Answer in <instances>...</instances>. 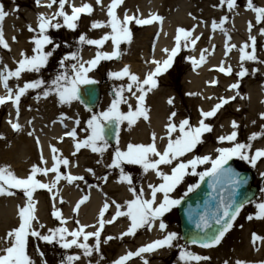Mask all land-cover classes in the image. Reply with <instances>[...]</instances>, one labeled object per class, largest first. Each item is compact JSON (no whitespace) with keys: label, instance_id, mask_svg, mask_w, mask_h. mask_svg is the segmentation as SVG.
Here are the masks:
<instances>
[{"label":"snow or ice","instance_id":"snow-or-ice-1","mask_svg":"<svg viewBox=\"0 0 264 264\" xmlns=\"http://www.w3.org/2000/svg\"><path fill=\"white\" fill-rule=\"evenodd\" d=\"M123 0H111L106 6L107 20H92L89 30L110 29L105 31L99 38H89L86 33H80L75 43L77 45L95 46L97 49L93 58L82 60L79 54V48L70 51L59 59L57 70L48 79L42 76V70L45 69L51 57H53L56 49L60 47L55 44L52 38L48 35L50 29L58 30L66 28L75 31L78 28V21H80L82 14L91 16L93 13V6L90 3L82 2L79 6L71 3L70 0H48L46 4H41V0H35L37 7H46L52 9L54 4L58 3L56 10L52 14L39 13L37 16L36 26H27V31L33 33L30 43L33 45L31 54L24 51L20 52V58L14 61L15 67L9 68L4 65L0 68V85H3L7 95L0 96V105H4L7 101H11L16 109V122L9 120V124L13 131H21L22 126L19 123L20 102L21 98L30 90L35 93L34 98L39 102L40 99L54 98L56 104L63 108L64 106H71L74 102L84 105L85 111L90 115L83 121V127H80L82 121L79 117L74 119V127L64 132V136L70 138L74 151L71 153L73 157L76 156L82 149H88L94 154L103 157L105 152L110 147L109 138L113 137L116 141L115 150L111 153V162L106 164L108 169H119L118 183L127 184L128 191L132 193L133 199L126 201V211L122 210V205L115 200L111 201V205L115 206L114 214L110 219L105 218L106 212L110 208L109 202H105L103 207L99 210V218L97 225L81 224L78 219L74 220L75 227L71 230L66 226L68 221L63 217L61 211L55 209L53 204V211L51 215L60 222V226L45 229V225L40 223L34 214L33 193L38 189L47 190L52 193L56 188L57 182L63 180L69 185L77 182H83L88 188L99 187L98 184L89 183L84 175H73L70 172H63L64 169L76 166L71 164L69 158L62 154L57 155L58 149L50 145L52 155L51 167H40L36 164L31 166L30 174L26 178H18L8 167H0V196H13L15 192L12 189H17L22 192L26 198L24 205L18 206V226L12 228L6 233V237L0 239V264H35V262L27 254V245L29 238H33L39 242L47 245H58L60 249L70 250L77 249L78 253L63 255L59 264H78L81 259L92 264L90 258L95 254L99 259L96 264H100L103 260L101 254V244H107L113 239H123L126 236H134L136 232L147 227L151 231L154 227L158 228L161 233L160 238H157L143 246L137 248L135 251H127L118 258L111 261V264H128L134 257H139L142 264H149L148 260L143 259V254L152 253L158 249L176 247L179 250V261L181 264H201L203 261H208L210 258L206 255L196 254L190 251L188 244L198 245L202 249L214 248L219 245L227 233L234 227L241 210L246 204L252 203L247 197L244 199H237L238 190L245 184L247 179L240 176L228 166L229 161L233 158H238L255 167L258 161L264 160V147L254 148V142L264 138V123L261 124V131H254L247 137V142H238V124L236 121L231 122L232 131L226 135H219L217 137L218 146L214 150V157L212 155L204 154L198 155L194 151L199 144L203 142V136L206 133H211L213 128L210 123L206 121L215 117L218 111L230 100L235 97H219L218 102L213 105L210 110L199 111V120L197 125H192L188 118L179 121L178 125L173 122L176 117L175 111L171 112L168 117V124L166 125L167 144L162 151L158 150L155 143V133L152 134V143L132 144L127 145L126 150H121L119 146V132L121 124L127 122L132 125L133 122L145 115L146 108L144 102L146 95L152 89L158 87L157 77L167 72L173 64L174 58L181 50V41L183 40V47L196 46L200 40V36H194L195 26L191 30H185L180 27L176 30L175 41L176 45L169 49H163L165 58L161 60L152 59L149 61L153 68L145 74L141 79L138 75L130 71L128 65H124L119 71H109L107 73L109 80L124 81L112 87V99L106 109L94 112L90 105V100L93 95L92 91L84 86H90L98 83L97 80L91 78L89 73L93 71L100 64L101 61H111L118 58L121 53L118 51L122 42H128L131 38L130 24L134 23L137 26L150 25L153 22H159L162 17L152 14L150 18H140L124 13L121 19L117 13V9L122 4ZM15 3V0H13ZM96 5H101V0H95ZM70 8V14L66 9ZM102 6V5H101ZM226 6L231 12L237 8L236 0H219V5L215 7ZM103 7V6H102ZM18 6L12 9L17 12ZM246 10H250L255 14V23L257 25L264 24V7H258L253 3V0H247ZM9 15L5 11L3 5H0V48L10 51V46L6 41L3 33L2 22ZM195 19V17H193ZM228 17L222 15L219 23L213 20L211 29L213 31L220 29L225 36V56L228 52L235 48L236 45H230V36L228 31L223 28ZM204 23V21H201ZM253 24L248 23V41L242 44L239 51V60L241 61L240 71L236 73L238 82L229 85V90L239 88V79L247 75V69L244 68L243 62L251 61L255 63L264 64V60H258L256 55V36L252 35ZM259 35L264 36V27H260ZM211 39V37H209ZM13 42H16V37H12ZM111 41L112 51H100L106 42ZM51 45L50 50H46V46ZM65 47H69L65 43ZM214 47V46H213ZM251 51H247V49ZM207 49H202L199 60L195 57H188L187 59L193 66H197L205 61V53ZM216 71L223 73L225 76L232 75L231 66H224L221 61L220 66ZM258 69L253 68L255 73ZM25 74H37L36 78L24 80L22 86L16 85L15 89L9 87V81L15 79L20 81L24 79ZM215 85L217 81L213 79L209 82ZM130 93L135 98V108L129 103V97L125 93ZM193 95V94H189ZM210 99V97H209ZM168 103L171 105L173 100L170 98ZM127 104L128 111H121V105ZM62 120L69 119L64 113H61ZM259 119L264 121V112L259 114ZM32 121H28L31 125ZM55 123V121H53ZM255 124V121H253ZM67 128V125H65ZM78 132L84 134L80 138ZM174 133H178L175 137ZM29 136L34 135L33 131H28ZM0 139H3L0 136ZM163 139V137L161 138ZM63 140V137L60 138ZM39 146V138L36 139ZM48 161L44 159L41 154L40 164L47 165ZM97 164L102 163V160H97ZM139 165L148 172L151 170L160 181L159 183H149L147 190L144 187L138 190L133 186L132 177L125 172L122 165ZM210 165V166H209ZM163 166V167H162ZM205 166L204 170L200 171L198 168ZM167 168L168 171H165ZM85 171L91 174L98 182L106 183L109 179L108 175L97 176L93 168L88 167ZM49 173L54 174V179L51 183H44L37 179V175L47 176ZM264 177V172L260 173ZM186 176L198 177L203 181L206 177L209 178V187L213 192H218V198H214V203L209 205L206 203L204 211L197 214L194 220L196 236L187 237V243L180 245L177 243L181 239L175 231H169L168 225L164 221L165 214L170 212L173 208L181 204L184 196L192 193L199 187V182L188 184L186 191L179 198H175V193L183 182ZM264 192V189L261 190ZM58 193L52 195L53 201L56 200ZM147 197V198H145ZM88 200V196H83L73 207L72 212L77 213L80 206ZM60 198V203H63ZM258 212L256 219L264 220V202L256 204ZM191 217V213H189ZM120 217H127L128 224L125 231L120 232L118 237L111 235L102 238V232L106 224H113ZM248 220H252L253 216H248ZM34 222L36 227H34ZM93 228V231H88V228ZM242 227V226H241ZM94 241L93 243H90ZM251 240L253 245L259 240H264V236H258L252 233ZM37 252L42 258V264H47L43 259V253L37 247ZM224 264H229L224 261ZM235 264H245L242 260H236ZM264 264V262H261Z\"/></svg>","mask_w":264,"mask_h":264},{"label":"bare ground","instance_id":"bare-ground-1","mask_svg":"<svg viewBox=\"0 0 264 264\" xmlns=\"http://www.w3.org/2000/svg\"><path fill=\"white\" fill-rule=\"evenodd\" d=\"M0 1L4 3L3 0ZM47 1L48 0H41V4H46ZM257 1L260 2V4L264 2V0ZM17 2L19 3L20 1L18 0ZM26 2L27 0H21L20 3L25 4ZM70 2L75 4L76 6H79L82 2L92 4V17L86 15L85 17H91L92 20H100L106 22V6L111 2V0H101V5L103 7L101 5H96L95 0H70ZM218 2L219 0H123L122 4L117 9V13L121 19L123 18L124 13L127 12V14L129 15L139 16L140 18L145 19L150 18L152 14H155L162 17V20L159 22H153L152 24L145 26H137L134 23L130 24L129 27L131 29V32L132 30H137L138 32H135L134 34L132 32L130 40L128 42H123L125 45L124 51L126 55H120L118 58H116V60L111 61L109 64L110 71H119L124 65H128L130 67V71L138 75L142 79L145 74H147L153 68V65L149 63V61H151L152 59H163L165 57V54L162 50H170L176 45V30L180 27H183L185 30H191L193 29V26H195L193 35L200 36V40L197 42L196 46H189L190 52L188 53V57H195L197 60H199L201 50L207 49V52L205 53V61L198 64L197 66H193L191 62L186 59V65H184H188L187 67L190 69H188L182 77L183 89L180 96H178V92L174 93L177 90L170 91L169 89H166L164 87L159 88V86L147 93L144 102V107L146 108L145 115L147 116V119L139 117L133 122L132 125H125V131L120 135L121 138L119 140V146L121 150H126L129 143L145 145L152 143V134L155 133V143L158 150L162 151L167 144L166 125L168 124V117L170 116L171 112L175 111L177 113L176 117L173 118V122L178 125L180 120L186 118L188 107V109L191 110L192 114V119H189V121L192 125L195 126L198 124L199 111L201 109L205 111L210 110V108L218 102V97L216 96L218 91H226L227 93L225 92L223 96L225 98L235 97V99L232 100H236L240 104L233 105L232 108H236L237 111L242 115L239 119L236 118L235 115L233 116L234 118L230 117L224 119V105L221 108L222 110L220 109L218 111L216 120L212 121L214 118L213 117L210 120L206 121L211 122L210 124L213 128L212 132L214 134V138L211 137L212 140H214L213 143L217 142V137L219 135H226L232 131V121H236V123L238 124L239 127L237 131L240 130V126H244L243 128L245 130V142H247V137L252 132L261 131L260 126L262 123H264V121H261L259 119V114L264 112V64L251 61L243 62L244 68L247 69L248 78L244 82L243 80H239L238 89L229 90V85H231L230 82L233 81L232 78L234 73L240 71L239 66L241 64V61L239 60V52L234 48L228 52L227 56H225L224 33L220 29H217L215 31L211 29L212 21L216 20V22L219 23V19L222 15H224V12H226L229 19H227V23L223 25V28L228 31V35L230 36L229 44L231 41L237 46V48H239L246 41V37L249 36L248 23L249 21L253 22V17L251 12L249 10H246L245 8H236L233 11L229 12L227 7L225 6L215 7L216 5H219ZM35 6L37 9V13L32 15L33 17L31 16V14L26 12V9L22 7L21 10H18L17 12H13L12 8L10 9V11L13 14H9L8 16H6V18L2 22L4 37L10 46L11 56H9L10 59H7L6 56L1 55L3 56V58H0V68H2L4 65H8L9 68H14V61L20 58L21 51H24L29 55L31 54V48L33 47V45L30 43V40L33 36V33H31L32 36L24 37V35L28 33H22L23 29L27 30L28 25H34L35 23H37V16L39 13L50 15L52 14L53 10H56L55 4L53 5L52 9H48L46 7H37L36 4ZM22 9L23 12H26V19L24 20L23 28L21 27L20 29V23H17L16 20V24L14 26H12V23L14 22V18L22 15L20 12L22 11ZM193 17H195V19H193ZM201 21H204V23H201ZM88 26L90 28V23L88 24ZM89 28L87 31H91V34L93 33L97 38H99L105 31H110V29L89 30ZM258 31L259 29H252V33L256 35L259 40L264 41V36H260ZM14 35L16 37V42H13L12 40V37H14ZM209 37H211V39H209ZM183 43L184 42L182 40L181 48L183 47ZM79 47H85L80 54L82 60L85 61L93 58L97 51L95 46H77V48ZM100 51L111 52V41L106 42L105 45L102 46ZM256 55L258 57V60H264V49H258ZM221 61L224 62L225 67L231 66V76H225L223 73L216 71V69L221 64ZM253 68L258 69V71L253 73ZM171 69L172 66L167 72H165V74H167ZM158 79L159 78L157 77V80ZM213 79L217 81L215 85L209 83ZM120 83H126V78L124 81H118L117 85ZM243 83L245 91H240V85H242ZM2 87L3 85H0V93L4 91ZM31 93L32 91L30 90L23 96V99L28 97V95H30ZM190 93L193 95H189ZM125 95L129 97V103L133 105L134 110L135 98L127 92ZM34 96L35 94L27 103V107L24 106V103L20 104L21 115H19V123L22 126L23 130L14 131V133L12 130L9 131L10 136H13V134L15 135V133L16 136H13V139L9 142V144L5 146L7 152H10V154L7 153L5 155V148L4 152L0 148V167H8L18 178H26V176L30 174L32 165H41H39L41 154L43 155L44 159L48 161L47 165L42 164V166L47 167L49 165L48 149L50 148V145H55L59 150V154H67L68 158L71 160V164L76 165L68 168V172L75 175H84L86 180L91 184L99 183V187L96 188H88L83 182H77L72 185H69L67 182L58 184V187L56 188L58 195L55 201H53L52 199V195L56 193L54 189L52 193L46 191V199L43 197L44 191L40 192L39 190H37V194L33 196L36 200L37 205L35 216L38 217L40 223L45 225V229H43L42 231L46 232L48 228L55 227V225H53L52 223L53 219L49 216V207H53V204H55V207L57 206V208L61 211L63 217L68 221L66 226L69 228V230L73 229L75 219H78L81 224L97 225L99 210L101 207H103V204L106 201L110 204V208L107 211H110V213L107 214L106 212V219H110L111 215H113L115 211V206L111 205L112 200H115L117 203L121 204L123 206L122 210L126 211V201H129L134 197L132 193L128 191L127 184L117 182L119 177V169H115L111 172V169L105 167L106 164L111 162V153L114 150L108 149L103 157H101L98 154L92 153L88 149H82L79 153L76 154L75 157H73L71 153L74 151V148L70 138H63L62 141L60 140V138L67 128L71 129L75 126L74 119L81 114L78 115V110L75 112H68L69 119L62 120L61 113H63V108L59 107L56 104L54 98L50 97L47 100L40 99L39 102H37ZM170 98L172 100L173 98L176 99L173 100V103L171 105L168 103ZM103 100L102 102H100V106L102 108H107L109 98L105 97V99ZM184 103H187V107L184 106ZM122 105L125 108V112H127L128 105ZM0 109L6 110V114L2 122L3 127L6 126V128H10L8 120L10 119L13 121L14 118L16 120L15 107L10 106L9 104H5L0 106ZM219 118L221 120L219 124H217ZM28 121H32L31 125L28 124ZM53 121H55V123H53ZM253 121H255V124H253ZM65 125H67V128L65 127ZM33 130L34 135L29 136L27 134L28 131ZM206 134H204L202 138L203 140L207 139ZM239 134L237 137L238 139L240 137ZM78 135L80 136V138H83L84 136L83 133H78ZM176 135H178V133L173 134L174 137ZM162 137L163 139H161ZM37 138H39V146L36 143ZM261 147H264V138L254 142L253 151L255 150V148ZM97 160H102V163L97 164ZM263 162L264 160H262L261 163L263 164ZM262 164H259L258 166H260L261 168ZM88 167L93 168L97 176H102L107 171V175L109 177L108 181L106 183H104L103 181L98 182L91 174L85 171V169ZM164 170L168 171L167 168H164ZM50 174L51 173H49L47 176H41L38 174L36 178L38 179V177L41 176L40 181H48V179L51 178L50 176L52 175ZM155 179L156 176L154 172H152L151 170L145 172L144 179L140 183L139 188L144 187L145 190H147V185L149 183L159 182V180ZM133 186L135 188L137 187L136 189L138 190V186L134 184ZM83 193H86V195L88 196V200L80 206L75 215L72 212V209L81 199V197L84 196ZM60 198L63 199V203H60V201H58ZM23 202L24 201L22 198L15 195L0 196V239L5 238L6 233L12 229L11 224L13 220L11 219L14 216H17L14 224L17 222L19 210L18 206L22 207L24 205ZM168 213H166L165 215H167ZM166 220L165 223L167 224L168 220L167 222ZM128 223L129 222L127 220V217H120L113 224H106L102 232V238L105 236L106 232H109L111 236L118 237L120 232L126 230ZM248 226L249 225L244 223V225H242L240 229L235 231L234 225L233 229L225 236L227 237L228 234H232L231 240H233L230 241L229 238L225 241V238L215 248L202 249L196 247L195 245H192L190 249L201 255L205 253H207L208 255L210 254V259L208 260V262L203 261L201 262V264H217V262L221 263L224 261H228L229 264H235L236 260H246L245 263L247 264L249 258H259V256H262L264 254V240H259V242L257 241L256 244L253 245L251 240L252 232H247ZM92 229L93 228L90 227L87 230L92 231ZM260 230L259 236H264V227ZM253 233L255 232L253 231ZM141 234L142 235L140 236H126L123 239H113L107 244L102 243L101 253H108V256H110L111 264L112 260L118 258L120 255L125 254L127 251H135L137 248L141 247L143 243L152 241L157 237L160 238L161 236V233L155 227L151 231L145 229ZM132 237L136 239L135 241L138 246L141 244L139 247H133L129 244H122V242L124 241L133 240L134 238ZM93 242L94 241L90 240V243ZM35 245L36 247L40 246L44 252H47L49 254L53 252L52 248L56 247L54 245H47L45 243H42L41 245L37 243ZM78 252L79 250L75 249V253ZM114 252L115 254L114 256H112V253ZM165 252V248L158 249L152 253L143 254V258H147L149 256L153 257ZM212 253H217L218 256L212 255ZM105 258L106 256L104 255L103 260ZM90 259L92 261V264H96L95 261L99 259V257L94 254ZM166 259L167 258H165V260ZM78 264H88V261L82 258L81 261L78 262ZM100 264L104 263L100 262ZM128 264H142V261L131 260L128 262ZM172 264H181V262L177 257L172 262Z\"/></svg>","mask_w":264,"mask_h":264},{"label":"rangeland","instance_id":"rangeland-1","mask_svg":"<svg viewBox=\"0 0 264 264\" xmlns=\"http://www.w3.org/2000/svg\"><path fill=\"white\" fill-rule=\"evenodd\" d=\"M3 1H4V3L2 1H0V4L3 5L5 11L9 12V14H13L10 11V9H12V8H14L16 6H18V9L19 10H21V7L24 8V9H26V12H28L29 14H31V16L37 13V9H36V6H35V4H36L35 3V0H27V2L25 4L20 3L21 0H19L20 1L19 3L17 2L18 0H15V3H13V0H3ZM22 1H26V0H22ZM236 3L238 5V7H241V8L245 5L242 2V0H236ZM218 4H219V2H218ZM55 5L57 7L58 6V3L55 4ZM66 9H67V11L70 14V8H67V5H66ZM54 11L55 10H53L52 13ZM20 12H21L22 15L18 14L20 16L14 18V22L12 23V26H14L16 24V22H15V20H16L17 23H20L21 24V25H19V27L21 29V27L23 28V23H24V20L26 19V17H25L26 16V14H25L26 12H23V9ZM224 15H227L226 12H224ZM91 17L88 18V17H85V15L82 14L80 21H78V28L75 31L68 30L66 28H60L58 30H55V29H50L49 30L48 35L52 38V40L54 41V43L55 44H59L60 47L56 49V52L54 53L53 57L50 58L47 67L42 70V76H43L44 79H48V78H50L52 76V74H54V72L57 70L58 61H59L60 58H62L63 55H65L66 53H68L70 51H74V50L77 49V46H79V45H77L75 43V41L78 38V36H79L80 33H86L89 38H97L93 33L91 34V31H87L88 28H89L88 24L91 23V21H92ZM228 19H229V17H228ZM230 19H231V17H230ZM35 24L32 25V26L35 27L36 26ZM260 27H264V24H261L260 26H258L257 29H260ZM132 32L134 34L135 32H138V31L137 30H132ZM22 33H28V34H25L24 37L32 36L33 35V34L31 35V33H29L27 30H24V29H23ZM262 42L263 41H261L260 43H258L259 47H261V48L258 47L259 49H264V44ZM65 43H67L69 45V47H65ZM124 46L125 45L122 42L120 44V46H119V49H118V51L120 53L122 52V54H121L122 56H125L126 55V53L124 51L125 50L124 49L125 48ZM51 47H52L51 45L46 46V50H50ZM84 48L83 47H79V54H81V51ZM235 49L238 50L239 48H237V46H236ZM189 52H190V47H188L186 49L184 47L181 48V50H180L177 58L175 57V62L172 65V69L167 74L163 73L161 76L158 77L159 79L157 81H158L159 88L164 87L166 89H169L170 91L171 90H174V91L177 90L174 93L178 92V96H180V94L182 93V89H183L182 77L186 73V71L188 69H190V68L187 67L188 65L185 66L186 65L185 64L186 63V59L188 57V53ZM1 55H4V56L7 57V59H10L9 56H11V53H10V51H8L6 49L0 48V56ZM6 57H4V58H6ZM0 58H3V56H1ZM114 60H116V59H113L111 61H114ZM111 61H106V62L105 61L104 62L102 61L99 64V66H97L95 69H93V71L91 73H89V76L91 78L97 80L99 82V84L102 86V94H101L100 102H102V100L105 99V97H108L109 98L108 105L110 104L111 99H112V96H113V94H112V87L114 85H117V82H118V81H114V80H109L108 79L107 73L110 71V68H109L110 65L109 64H110ZM0 62H1V59H0ZM191 69H193V68H191ZM36 76H37V74H25L24 75V79H22L20 81H16L15 79H12V80H10V83L14 84V86H16L17 84L20 85V82L21 81L28 80V79H32V78H36ZM247 78H248L247 75H245L244 78H243V82ZM233 79H234V77H233ZM240 91H245L244 83L242 85H240ZM225 92L226 91H222V92L221 91L220 92L218 91V93H217L216 96L218 98L219 97H223L224 94H225ZM33 94H34V92H32L30 95H28V97L22 99V102L24 103V106L25 107H27V103L31 100V98L33 97ZM51 100H52V98H51ZM173 100H176V99L173 98ZM233 101H230V103H228V104H226L224 106V109H225L224 115H223L224 116V119L230 118V117L231 118H234L233 117L234 115L238 119L241 117L242 114H240L237 111L236 108H232L233 105H237V104H240V103L238 101H236V100L234 102ZM231 102H233V103H231ZM187 103H184V106L187 107ZM120 107H121V111L125 112L124 106L121 105ZM64 109L68 110L69 113L72 112V111L75 112V111L78 110V115L79 114H81V115L80 116H77V117H79L81 119V121H82L80 127H83L84 126L83 125V121L85 119H87V117L90 115V113L87 112V111H85V108L80 103H77V102H74L71 106H64L63 109H62V112L63 113H65ZM104 109H106V108H102L100 106V103H99L98 107L95 108L94 112H96V111H102ZM5 114H6L5 109H0V136L3 137V139H0V148L2 149L3 152H4L5 146L7 144H9V142L13 139L12 137L13 136H16V133H15V135L13 134V136H10V134H9L10 129L9 128H6V126L3 127L2 122H3V118H4ZM186 114H187L186 115V118L192 119L191 110H189L188 107H187V113ZM183 118H185V117H183ZM216 118H217V116H215L212 121L216 120ZM220 120L221 119L219 118V120L217 121V124H219ZM207 123H211V122H207ZM127 124L128 123L126 121L121 124L119 136L124 133V131H125L124 128H125V125H127ZM243 127L244 126H240V128H239L240 130H238V134L240 133L239 134V136H240L239 139L237 138V141L238 142H245L244 141L245 130H244ZM206 136H207L206 137L207 139H204L203 142L201 144H199L194 151L198 155L208 154V155H212L214 157V154H215L214 153V150H215V148L218 147V146H221V145H219L217 142L216 143H213L214 142V140H212V138H214L213 132L210 133V134L207 133ZM241 136H242V139H241ZM120 138H121V136H120ZM209 146H211V147H209ZM109 149L115 150V148L113 146H110ZM4 153H5V155L7 153L10 154V152H7L6 148H5V152ZM236 161L238 162V164L241 167L246 168V169H250L252 171V173H253V180H254L253 182L258 187V192H257V195L254 197V199L251 200L252 203L246 204L245 207L241 210L239 216L237 217L236 222H234V225H235L234 230L236 231V230L240 229L241 226L244 225V223H245V224L249 225L248 226V229H247V232H250L251 231L253 233V231H254L259 236V230L260 229H263V227H264V220H259V219H256L255 217H256V214L258 212V209L256 207V204L257 203H260V202H264V192L261 191L262 189H264V177H261V175H260L261 172H264V162L262 164L261 163L262 161H258L257 165L255 167H253L249 163H247L245 161H241L238 158H236ZM259 164H262L261 165V168H260V166H258ZM123 168H124L125 172L128 173L132 177L133 184L136 185V186H138V189H139V185L142 182V180L144 179L143 174L145 172L143 171V169L141 170V169H139V167H136V168L135 167H128V168H126L125 166H123ZM204 168H205V166H200L198 168V170L202 171V170H204ZM114 170L115 169H111L110 171H114ZM155 180H158V178L156 177ZM198 181H199V178L198 177L186 176L185 177V182H183L180 186H178V189H177V191L175 193H173V196L175 198H179V196H182L183 193L186 191L188 184L196 183ZM11 191L15 192V196H18L20 198H25L23 196V194H22L21 191H15V190H11ZM43 197L46 199L45 194H44ZM62 205H64V204H62ZM52 208L53 207H51V209ZM250 215L253 216V219L252 220H248L247 219V217L250 216ZM15 219H16L15 216L11 219V220H13L12 221V224H11L12 228H14V221H15ZM52 219H53V222H52L53 225H55V227L59 226V223L60 222L58 220H56L55 218H53V217H52ZM165 219L168 220V223H167L168 230L169 231H175V232H177L178 233V236L181 237L180 236V231H179V219H178V216H177V213H176V209L175 208L172 209L171 212L168 213L165 216ZM34 227H36V225ZM74 227H75V224H73V228ZM145 229H147V227L141 228L134 236H140V235H142L141 233ZM92 231H93V229H92ZM108 235H110V233L109 232H106L105 236H108ZM227 237H224L222 239V241L225 238H226L225 241L227 239H229V238H230V241L233 240V239L231 240L232 234L231 235L228 234ZM132 238H134V237H132ZM135 240L136 239L134 238L133 240H130V241H124V242H122V244H129L130 246H133V247L134 246L139 247L141 244L138 246ZM37 243L39 245L42 244V242H39V241H37V240H35V239L31 238V237L29 238V242H28V245H27V254L35 262V264H42V258L38 254V252H37V247L38 246L36 247V245H35ZM177 243H179L180 245H185L186 244V242L182 241V239H180L179 241H177ZM54 246H56V247H53L52 248L53 249V252L50 253L51 255L49 253H47V252H44L41 249L40 246L38 247L39 250H40V252H42L44 254L43 255V259L47 261V264H59L60 259L62 258L63 255H66V254H75V249L63 250V249H60L58 245H54ZM191 246H192L191 244H188L189 250L190 251H193V250L190 249ZM165 250H166L165 253H161V254L155 255L153 257L152 256H149V257L143 258V259L148 260L149 264H172V262L177 257H179V250L176 247H173V248H165ZM194 253H196V252H194ZM114 254H115V252L112 253V256H114ZM196 254H199V253H196ZM104 255L106 256V258L104 260H101V263L110 264V256H108V253L107 252H105L104 254H102V256H104ZM203 255H206L208 257L210 256V254L208 255L207 253H205ZM212 255H217V253H212ZM165 258H167V259L165 260ZM251 258L252 259H250L249 262H251V261H253V262H259L260 261L259 264H261V262H264V254L262 256H259V258H254V257H251ZM132 260H140V261H142L141 258H139V257H134ZM165 261H166V263H165ZM206 262H208V261H206ZM217 264H224V262H221V263H218L217 262Z\"/></svg>","mask_w":264,"mask_h":264},{"label":"water","instance_id":"water-1","mask_svg":"<svg viewBox=\"0 0 264 264\" xmlns=\"http://www.w3.org/2000/svg\"><path fill=\"white\" fill-rule=\"evenodd\" d=\"M85 88L92 91L93 95L90 100V105L93 107L98 100L99 96V88L97 84L84 86ZM112 140V137L109 138V141ZM234 171L238 172L241 177L247 179V184L243 185L238 190L237 199H244L247 197L248 199L252 197L254 194V188L250 186L251 175L248 171L239 170L233 161H230L228 164ZM214 198H218V192H213V189L209 187L208 178L206 177L203 181H201L198 189L186 197L179 206V215L181 218V232L182 236L185 240L189 236H196L197 230L195 229L194 220L197 218V214L204 211L206 207V201L209 202V205L212 204ZM187 211L188 215H185ZM191 213V217L189 215Z\"/></svg>","mask_w":264,"mask_h":264}]
</instances>
